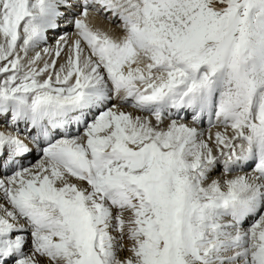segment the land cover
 Segmentation results:
<instances>
[{"label": "snow or ice", "instance_id": "1", "mask_svg": "<svg viewBox=\"0 0 264 264\" xmlns=\"http://www.w3.org/2000/svg\"><path fill=\"white\" fill-rule=\"evenodd\" d=\"M0 264H264V0H0Z\"/></svg>", "mask_w": 264, "mask_h": 264}, {"label": "bare ground", "instance_id": "2", "mask_svg": "<svg viewBox=\"0 0 264 264\" xmlns=\"http://www.w3.org/2000/svg\"><path fill=\"white\" fill-rule=\"evenodd\" d=\"M93 23H94V24H95V23H99V24H101V25H105V26L108 25V23H106L103 19H97V20L93 21ZM109 27H110L112 30L116 28L115 26H112V25H110ZM116 32L118 33V32H119V29H116ZM220 172H221L220 170H217V172L214 173V176H220V175H221V174H219Z\"/></svg>", "mask_w": 264, "mask_h": 264}, {"label": "rangeland", "instance_id": "3", "mask_svg": "<svg viewBox=\"0 0 264 264\" xmlns=\"http://www.w3.org/2000/svg\"><path fill=\"white\" fill-rule=\"evenodd\" d=\"M221 176V175H220Z\"/></svg>", "mask_w": 264, "mask_h": 264}]
</instances>
